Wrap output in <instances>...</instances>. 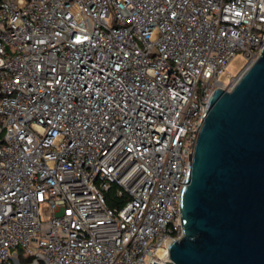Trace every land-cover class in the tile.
Segmentation results:
<instances>
[{
	"label": "built area",
	"instance_id": "built-area-1",
	"mask_svg": "<svg viewBox=\"0 0 264 264\" xmlns=\"http://www.w3.org/2000/svg\"><path fill=\"white\" fill-rule=\"evenodd\" d=\"M263 44L264 0H1L0 264L165 263L211 97Z\"/></svg>",
	"mask_w": 264,
	"mask_h": 264
},
{
	"label": "water",
	"instance_id": "water-1",
	"mask_svg": "<svg viewBox=\"0 0 264 264\" xmlns=\"http://www.w3.org/2000/svg\"><path fill=\"white\" fill-rule=\"evenodd\" d=\"M180 209L182 234L154 264H264V44L212 95Z\"/></svg>",
	"mask_w": 264,
	"mask_h": 264
},
{
	"label": "rangeland",
	"instance_id": "rangeland-1",
	"mask_svg": "<svg viewBox=\"0 0 264 264\" xmlns=\"http://www.w3.org/2000/svg\"><path fill=\"white\" fill-rule=\"evenodd\" d=\"M247 63V59L243 56L242 52H238L237 55L228 64L224 74L220 77V80L224 83H229L230 76H237Z\"/></svg>",
	"mask_w": 264,
	"mask_h": 264
},
{
	"label": "trees",
	"instance_id": "trees-1",
	"mask_svg": "<svg viewBox=\"0 0 264 264\" xmlns=\"http://www.w3.org/2000/svg\"><path fill=\"white\" fill-rule=\"evenodd\" d=\"M0 2H1V0H0ZM106 198H107L108 204L110 206H121L123 204V202H124V200L118 199L115 196L114 191L107 192L106 193Z\"/></svg>",
	"mask_w": 264,
	"mask_h": 264
}]
</instances>
